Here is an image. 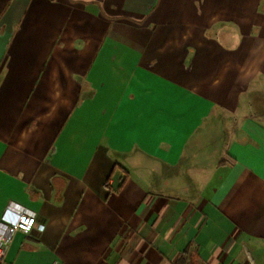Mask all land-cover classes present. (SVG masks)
Returning a JSON list of instances; mask_svg holds the SVG:
<instances>
[{
  "label": "crops",
  "instance_id": "1",
  "mask_svg": "<svg viewBox=\"0 0 264 264\" xmlns=\"http://www.w3.org/2000/svg\"><path fill=\"white\" fill-rule=\"evenodd\" d=\"M0 264H264V0H0Z\"/></svg>",
  "mask_w": 264,
  "mask_h": 264
},
{
  "label": "built area",
  "instance_id": "2",
  "mask_svg": "<svg viewBox=\"0 0 264 264\" xmlns=\"http://www.w3.org/2000/svg\"><path fill=\"white\" fill-rule=\"evenodd\" d=\"M16 205L9 203L0 218V261L7 258L9 247L17 232H30L34 228L44 230L45 224L31 211L15 210Z\"/></svg>",
  "mask_w": 264,
  "mask_h": 264
}]
</instances>
